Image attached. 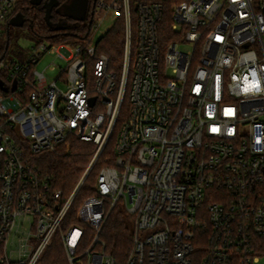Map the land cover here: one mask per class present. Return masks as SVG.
<instances>
[{
	"label": "built area",
	"instance_id": "built-area-1",
	"mask_svg": "<svg viewBox=\"0 0 264 264\" xmlns=\"http://www.w3.org/2000/svg\"><path fill=\"white\" fill-rule=\"evenodd\" d=\"M15 3L0 0V38ZM111 15L118 67L100 42L112 27L94 39ZM90 24L0 59V264H44L97 166L61 233L68 264H264V0H94ZM77 140L93 155L66 194L30 155ZM118 202L132 216L124 263L94 248Z\"/></svg>",
	"mask_w": 264,
	"mask_h": 264
},
{
	"label": "trees",
	"instance_id": "trees-1",
	"mask_svg": "<svg viewBox=\"0 0 264 264\" xmlns=\"http://www.w3.org/2000/svg\"><path fill=\"white\" fill-rule=\"evenodd\" d=\"M47 0H16L15 6L7 20L6 31L0 38V59L11 49L10 20L18 13L22 12L26 18L24 26L30 28L33 33V40H48L54 43L77 42L80 37L89 30L90 17L94 10L92 4L87 12L85 20H77L65 13L60 8L61 4L54 6L50 18H47L45 3ZM64 4V3H62ZM61 25L63 27H61ZM100 42L101 48L111 59L113 67H118L122 62L124 47V28L121 21L114 25ZM25 49L17 47L15 52L20 56ZM0 77L7 80V70H0ZM2 89L0 88V92ZM127 103L124 105V107ZM57 152H42L30 155L31 161L37 165L45 175H50L54 179V187L61 188L69 194L76 186L82 176L86 166L93 155V144L85 141H74L63 145ZM98 166L95 167L85 180L76 200L64 219L61 229L54 236V243L44 253L42 262L44 264H68L65 248L61 239V233L72 223H78L77 212L83 200L95 195V182L98 174ZM88 233L84 241L78 247L77 252H84L93 241V229L87 227ZM132 218L126 209L118 202L110 210L107 220L100 233V241L103 245L96 244L94 248L103 249L112 255L118 263H124L132 246ZM84 260V258H83Z\"/></svg>",
	"mask_w": 264,
	"mask_h": 264
},
{
	"label": "rangeland",
	"instance_id": "rangeland-1",
	"mask_svg": "<svg viewBox=\"0 0 264 264\" xmlns=\"http://www.w3.org/2000/svg\"><path fill=\"white\" fill-rule=\"evenodd\" d=\"M89 12V11H87ZM87 15V14H86ZM88 17V15L86 16V18ZM116 19L111 15L108 19H105L101 25L99 26V28L97 29V31L95 32V36L94 39L97 40L99 39V37L108 29L113 27V25L115 24ZM10 35H11V39H12V43H11V49H10V55L12 56V52L17 49V47H22L25 50L27 48H30L32 46V43L34 42L33 40V33H31L30 28L28 26H22V27H16V26H12L10 29ZM184 49H190V45H185L183 46ZM54 60L53 57L51 56H46L43 58V60L41 61V63L38 64V68L39 69H44L47 65H49L50 63H52ZM57 73V70H51L49 69L47 74L48 75H55ZM131 216V215H130ZM132 218V216H131ZM14 246L12 244H10L8 246V251L9 253H11V250ZM16 254L14 253V256Z\"/></svg>",
	"mask_w": 264,
	"mask_h": 264
},
{
	"label": "water",
	"instance_id": "water-1",
	"mask_svg": "<svg viewBox=\"0 0 264 264\" xmlns=\"http://www.w3.org/2000/svg\"><path fill=\"white\" fill-rule=\"evenodd\" d=\"M60 0H47L45 3V7L47 10V18H50V13L54 6L59 5ZM65 13L77 20H85L86 14L88 11V0H77L76 4L68 6L65 10ZM26 18L22 12H18L11 20L10 25L16 27H22L25 25ZM61 27H63L61 25ZM0 87H4L3 80H0ZM96 98H92L91 101L94 103Z\"/></svg>",
	"mask_w": 264,
	"mask_h": 264
},
{
	"label": "flooded vegetation",
	"instance_id": "flooded-vegetation-1",
	"mask_svg": "<svg viewBox=\"0 0 264 264\" xmlns=\"http://www.w3.org/2000/svg\"><path fill=\"white\" fill-rule=\"evenodd\" d=\"M76 2L77 0H60V4H61L60 8L65 10L68 6L76 4ZM92 4H94V0H88V9Z\"/></svg>",
	"mask_w": 264,
	"mask_h": 264
}]
</instances>
